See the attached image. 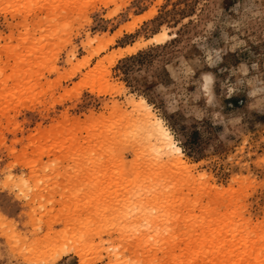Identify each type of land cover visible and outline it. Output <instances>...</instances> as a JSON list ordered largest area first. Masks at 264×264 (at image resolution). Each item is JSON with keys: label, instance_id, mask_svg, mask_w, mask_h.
Listing matches in <instances>:
<instances>
[{"label": "rangeland", "instance_id": "374dc122", "mask_svg": "<svg viewBox=\"0 0 264 264\" xmlns=\"http://www.w3.org/2000/svg\"><path fill=\"white\" fill-rule=\"evenodd\" d=\"M0 264H264V0H0Z\"/></svg>", "mask_w": 264, "mask_h": 264}, {"label": "bare ground", "instance_id": "6f19581e", "mask_svg": "<svg viewBox=\"0 0 264 264\" xmlns=\"http://www.w3.org/2000/svg\"><path fill=\"white\" fill-rule=\"evenodd\" d=\"M128 103L130 105H134L136 107V110L142 114L144 121L148 124V125H146L144 123L148 127V130L145 131V132H147V133H145L146 138L148 140L150 138L155 139V144H154L155 147L152 149V152H150V153L154 154L156 151V154L154 155V158H153L154 159L153 165L155 164L156 166H158V164H160L161 161L163 160L162 158L165 156L166 160L162 161L163 162L162 165H164V167H166L165 165H169V164L175 165L176 167H179V166L183 167L186 162L182 158L181 148L174 142V140L172 139L171 133L168 131V129H166L164 127L162 122L159 119L154 118L153 114L149 111V105L146 102V100L144 98H140L139 102L137 104V103H135V100L132 98L128 101ZM145 125H144V127H145ZM145 129H146V127H145ZM155 165H154V167H155ZM148 191L151 193L153 190L150 189ZM156 192H157V190H156ZM162 192L163 191H161V193ZM152 193H155V192H152ZM157 193L160 194L159 192H157ZM157 193H156V195H157ZM164 194H165V191H164ZM151 197H152V195H151ZM149 200H150V198L148 199V201ZM154 222H156V221H154ZM58 258H59V256L58 257L56 256L53 259L54 262L56 260H58Z\"/></svg>", "mask_w": 264, "mask_h": 264}]
</instances>
